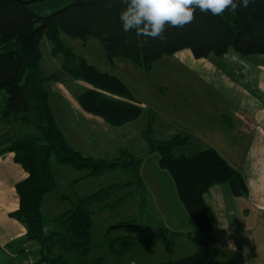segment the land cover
Returning <instances> with one entry per match:
<instances>
[{
    "label": "trees",
    "instance_id": "1",
    "mask_svg": "<svg viewBox=\"0 0 264 264\" xmlns=\"http://www.w3.org/2000/svg\"><path fill=\"white\" fill-rule=\"evenodd\" d=\"M30 6L20 0H0V92L5 94L2 113L35 127L39 133L38 137L21 139L5 149L16 154V161L28 173L27 179L17 186L20 208L14 215L28 229L27 240L40 245L41 263L76 264L67 256L87 252L91 218L96 212L93 207L98 206L97 211L113 208L115 203H105L107 197L125 185H113L82 198L73 209L52 222L53 228L41 212L45 196L57 185L52 161L77 170L88 169L90 176H99L130 165L138 167L140 160L94 159L69 145L50 106L48 85L58 78L47 76L42 69V39L51 41L54 56H63V71L88 86L78 96L81 108L114 127H122L141 114L129 88L118 77L102 72L78 56L65 45L62 35L84 42L98 39L110 63L124 58L146 71L163 57L185 49L196 59L226 57L230 51L241 56H264V0H254L247 8L241 5L235 12L225 10L219 16L197 8L190 24L175 28L166 25L163 40L137 35L135 31L125 32L119 19L125 7L121 0H73L45 16L36 14ZM148 143L149 151H158L159 167L171 173L182 203L203 232L213 229L205 202V194L213 185L229 184L235 195L248 191L243 176L213 147L194 155L174 156L173 147L191 145L190 137L178 135L167 142L153 144L148 140ZM132 240L123 238L121 247L131 248ZM159 264L217 262L212 251L203 246L194 255ZM228 264L244 262L237 258Z\"/></svg>",
    "mask_w": 264,
    "mask_h": 264
},
{
    "label": "rangeland",
    "instance_id": "2",
    "mask_svg": "<svg viewBox=\"0 0 264 264\" xmlns=\"http://www.w3.org/2000/svg\"><path fill=\"white\" fill-rule=\"evenodd\" d=\"M72 1L48 0L32 4L30 7L36 14L45 16L64 8ZM62 39L76 54L99 70H106L107 52L99 40L93 39L84 44L82 40L66 35H62ZM51 50V42L48 38H43L42 68L46 75L61 69L62 57H54ZM189 52L190 50L185 49L175 56L163 57L150 71L131 62L140 72L123 71L125 75L119 72L127 82L133 100L140 106L141 114L128 126L127 133L113 137L112 143L116 144L113 148L95 146L94 151L81 148L94 159H136L140 160L139 166L130 165L128 168L105 172L97 182H77L71 188L60 183L59 176L57 180L60 184L49 192L52 194L46 197V201L51 204L53 196L64 194L61 207L55 212L51 211L50 215V206H47V210L43 206L44 202L42 203V215L47 223H52L57 219L52 216L63 215L67 206H76L79 200L92 192L106 190L113 185H125L107 197L105 203H115L113 208L110 206L92 215L88 250L83 255H68L67 258L71 262L92 264L99 260L100 264H159L194 255L209 239L206 235L208 233L203 232L190 217L178 195L171 173L164 169L159 172V153L149 151L148 140L159 144L185 134L190 121L199 116L201 110L198 109V103L232 100L243 105L253 99L264 100V93L260 89L261 84H264V74L260 70L264 67V56H241L230 51L226 57L196 59ZM185 53H189L188 58L183 56ZM74 82L83 86L85 84ZM1 94L2 92L0 108H3L4 100ZM236 110L231 107L227 111L229 120H233V115L238 113ZM224 122L221 120L220 125H224ZM232 122L229 121L230 126ZM212 131V128L202 130L191 145L173 147V155H194L217 144L220 150L224 151V157L229 156L232 149L228 144L236 143L229 134L232 131ZM247 144L248 140L245 141V148ZM154 171L158 172L153 174ZM89 173L88 169L77 170V180L82 177L83 181L86 178H97L90 177ZM86 174L88 175L84 177ZM208 212L215 223V210L210 202ZM124 224L132 227L112 229ZM50 226L55 227L54 223ZM125 237L133 239L131 248L121 247L120 241ZM38 247L40 248V245ZM38 252L41 256L39 249Z\"/></svg>",
    "mask_w": 264,
    "mask_h": 264
},
{
    "label": "crops",
    "instance_id": "3",
    "mask_svg": "<svg viewBox=\"0 0 264 264\" xmlns=\"http://www.w3.org/2000/svg\"><path fill=\"white\" fill-rule=\"evenodd\" d=\"M93 39L95 38L89 41ZM88 42L83 41L84 44ZM189 53L183 56L188 58ZM51 54L53 55V44ZM190 55L192 56V53ZM54 57H62V64L58 72L47 75H56L58 78L48 85L50 106L65 139L69 145L86 156H88L87 152H83L81 148L86 151H94L95 146L113 148L116 145L112 143L113 137L127 133L128 126L134 121L122 127H114L101 117L85 112L78 103V96L88 86L79 85L63 71V56ZM105 69L102 72L118 77L127 87V82L121 77V74L125 75L123 71L140 72V69H137L131 61L124 58H116L113 63H110L108 55ZM115 69L118 71L116 72ZM260 70L264 74V67ZM260 89L264 93V84H261ZM1 96L4 100L3 92ZM231 107L237 109L238 113L233 115V120L230 119L231 122L233 121L230 126L225 119ZM3 109L4 107L0 108V264H24L23 246L27 241L28 229L17 220L14 213L20 208L17 186L27 179L28 173L16 161V154L5 151V149L21 139L38 137L39 133L35 127L22 123L14 117L3 116ZM198 109L201 110L199 116L192 119L185 134L180 135L190 137L192 144L195 137H198L202 130L207 131L208 128L213 129L212 133L215 130L221 133L226 129L232 131L229 134L236 143L228 144V147L232 149L229 156L224 157V151H221L217 144L211 146L217 149L227 162L243 176L248 188L247 193L243 195H235L229 184L213 185L208 190L205 194V202L207 209L208 202L213 205L216 222L214 223V218L209 215L213 229L206 234L209 239L202 246L212 251L217 264H228L237 258H241L244 264H264V100L253 99L243 105L232 100L219 103L207 101L198 103ZM221 120L225 121L224 125L223 123L220 125ZM243 138L246 139L243 141ZM247 140L248 144L245 148L244 144ZM52 169L57 185L62 182L69 188L77 182H97L101 176H90L89 173L90 177L97 178H86L83 181L82 177L77 180V169L58 163L56 160L52 161ZM162 170L160 168L159 172ZM156 172L158 171H154L153 174ZM59 176L60 183L57 180ZM167 180H169L168 177ZM95 193L92 192L87 196ZM50 194L52 193L45 196L43 206L46 209L50 206L51 210H47L52 215L51 211L55 212L61 207V198L65 195H55L52 197V203L47 204L46 197L48 198ZM69 207H66V212L73 208ZM93 208L97 212L99 207L94 206ZM60 216L62 214H55L52 217L55 219ZM38 249L40 250L39 247ZM38 253L37 251V259L41 261L42 257Z\"/></svg>",
    "mask_w": 264,
    "mask_h": 264
},
{
    "label": "clouds",
    "instance_id": "4",
    "mask_svg": "<svg viewBox=\"0 0 264 264\" xmlns=\"http://www.w3.org/2000/svg\"><path fill=\"white\" fill-rule=\"evenodd\" d=\"M125 5L119 19L125 32L164 39L166 25L184 27L194 20L198 8L219 16L230 9L235 12L241 5L245 8L254 0H121ZM111 7V3L108 5ZM232 246V245H231Z\"/></svg>",
    "mask_w": 264,
    "mask_h": 264
},
{
    "label": "built area",
    "instance_id": "5",
    "mask_svg": "<svg viewBox=\"0 0 264 264\" xmlns=\"http://www.w3.org/2000/svg\"><path fill=\"white\" fill-rule=\"evenodd\" d=\"M37 251L38 245L33 241L27 240L23 246V253L25 255L24 264H46L45 262L41 263L37 259Z\"/></svg>",
    "mask_w": 264,
    "mask_h": 264
},
{
    "label": "water",
    "instance_id": "6",
    "mask_svg": "<svg viewBox=\"0 0 264 264\" xmlns=\"http://www.w3.org/2000/svg\"><path fill=\"white\" fill-rule=\"evenodd\" d=\"M28 5H32V4H35V3H39V2H45V1H48V0H20ZM126 227H132L131 225H128V224H124V225H120V226H117V227H112V229L114 230H118V229H122V228H126Z\"/></svg>",
    "mask_w": 264,
    "mask_h": 264
}]
</instances>
